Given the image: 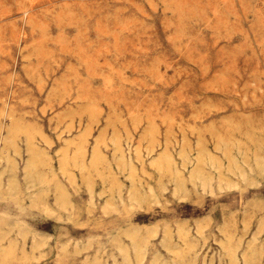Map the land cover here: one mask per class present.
Wrapping results in <instances>:
<instances>
[{"label":"rangeland","instance_id":"rangeland-1","mask_svg":"<svg viewBox=\"0 0 264 264\" xmlns=\"http://www.w3.org/2000/svg\"><path fill=\"white\" fill-rule=\"evenodd\" d=\"M262 158L264 0H0V264H264Z\"/></svg>","mask_w":264,"mask_h":264},{"label":"bare ground","instance_id":"bare-ground-1","mask_svg":"<svg viewBox=\"0 0 264 264\" xmlns=\"http://www.w3.org/2000/svg\"><path fill=\"white\" fill-rule=\"evenodd\" d=\"M259 158H261V157H259ZM263 159V158H262ZM68 160V159H67ZM257 159H255V161H256ZM259 160V159H258ZM264 160V159H263ZM7 161V160H6ZM202 160H200L199 159V161H197V163H194L191 159H189V158H187L186 156H184V160L182 161V168L183 169H186V167L188 166V165H191L192 166V168H191V170H189L188 171V176L185 178V176H183L182 175V171H180V170H178V168H176L175 167V170H174V179H173V181H174V183H175V188H174V191H173V195L174 196H179V198H184L185 197V195H184V191L185 190H183V184H184V181H190V183H193V184H198L199 185V188L202 190V191H204V192H212V185H211V179L210 178H204L203 177V175H202V171H201V169L199 168V163L201 162ZM260 161V160H259ZM259 161H257L258 163H259ZM262 161V160H261ZM260 161V162H261ZM255 163L256 165L253 167V166H251V165H247L246 163V165L243 163V162H238L237 160H235V161H232V163H231V165H230V167L228 168V173H230L231 175H233V176H235L236 178H237V180H238V182L237 181H235V182H233V181H223V180H219L218 181V183H217V187L219 188V189H232V188H236V187H238L239 186V183H248V182H250V185H255V184H257V181H256V177H261L262 179H263V181H264V169H263V167H262V164L261 165H259L258 163ZM217 163H219V162H217ZM215 161H213L212 160V162H211V165L210 166H213L214 168H218V165L219 164H217ZM264 163V162H263ZM14 164V163H13ZM28 164V166H29V168H33V162L32 161H30V163H27ZM254 164V163H253ZM264 165V164H263ZM13 166V165H12ZM27 167V166H26ZM215 169V170H216ZM8 170H9V168H8ZM10 171H11V169H10ZM9 172V171H8ZM32 172V171H31ZM14 173V172H13ZM36 173H37V171H36ZM13 175V174H12ZM30 175V174H29ZM31 176V175H30ZM30 176L28 177V178H30ZM11 177V176H10ZM25 177H26V175H25ZM43 177V176H42ZM13 178H15L14 176H13ZM12 178V179H13ZM10 181H11V179H9ZM32 179H30V180H28V181H31ZM38 181H40L38 184H41V183H43L44 181L43 180H40V179H37ZM27 181V182H28ZM10 183H12V185H13V182H10ZM15 183V182H14ZM17 183V182H16ZM31 183V182H30ZM33 183V182H32ZM28 184V183H27ZM11 185V184H10ZM15 185V184H14ZM31 186V185H30ZM43 186V185H42ZM194 186H196V185H194ZM11 187V186H10ZM29 187V186H28ZM38 187H39V185H38ZM12 188H13V186H12ZM42 188V187H41ZM6 189H7V186H6ZM29 189V188H28ZM34 189V188H33ZM18 190V189H17ZM31 190V189H30ZM8 191V190H7ZM34 191V190H33ZM152 191V190H151ZM32 192V191H31ZM30 192V193H31ZM37 192V191H36ZM153 192V191H152ZM35 193V192H34ZM33 193V195H35ZM151 193V192H150ZM15 193H13V195H14ZM38 195H39V193H37ZM186 194V193H185ZM6 195V194H5ZM32 195V196H33ZM28 196H29V193H28ZM3 197V196H2ZM152 198H154V196L152 195L151 196ZM36 198H38V197H36ZM156 199V198H155ZM155 199H153V200H155ZM33 201V200H32ZM36 201V200H35ZM129 201H130V203H134V202H140V197H138V195L136 194V192H132V194H130V196H129ZM156 201V200H155ZM38 205V204H37ZM9 219V218H8ZM7 219H5V221H6ZM13 220V219H12ZM5 221L3 222V223H5ZM10 221V220H9ZM15 221V220H14ZM16 223V222H15ZM14 223V224H15ZM2 224V223H1ZM3 225V224H2ZM21 225H23L22 223H21ZM20 225V226H21ZM14 226V225H13ZM17 226V225H16ZM19 226V227H20ZM19 227L17 228L18 230H19ZM29 227V226H28ZM12 228H14V227H12L11 226V229ZM23 228V227H22ZM27 229V228H26ZM29 230H30V228H28ZM27 229V230H28ZM201 229H200V227H198L197 228V232L199 233V231H200ZM32 231V230H31ZM19 232H21V230L19 231ZM24 232V231H23ZM26 233V232H25ZM28 233V232H27ZM33 233V232H32ZM3 235V234H2ZM1 235V236H2ZM25 235V237H27L26 236V234H24ZM24 235H23V237H24ZM37 235H38V233H37ZM202 235H203V233H202ZM1 236H0V238H1ZM39 236V235H38ZM3 237V236H2ZM9 237V236H8ZM21 237V236H20ZM40 237V236H39ZM31 238V237H30ZM41 238H42V235H41ZM47 238V237H46ZM2 239V238H1ZM3 239H5V238H3ZM36 239V238H35ZM163 242H167V239H166V233L164 232L163 233ZM255 240H256V234L254 233L253 235H252V237H251V240H250V242H249V246H248V248L245 250V252H244V255H242V256H239V254L237 253V250H233V251H231V252H227L226 251V255L228 256V259H229V261L231 262V264H239V261H241V263L242 264H249V254H248V252H249V249H250V247H251V245H253V243L255 242ZM3 241V240H2ZM162 242V243H163ZM38 243V242H37ZM43 243H44V241H43ZM133 243V242H132ZM134 244V243H133ZM142 244V243H141ZM146 245V244H145ZM35 247V246H34ZM37 247V246H36ZM42 247V246H41ZM39 248V247H38ZM137 248H139V247H137ZM135 250H136V247H135ZM22 251V250H21ZM38 251V250H37ZM134 251V250H133ZM137 251V250H136ZM118 252H121V251H118ZM139 253L140 254H142V253H144V250L141 248L140 249V251H139ZM121 254H122V252H121ZM144 255V254H143ZM135 256V255H134ZM219 256V259H220V255H218ZM223 257V256H222ZM218 258V257H217ZM135 259V258H134ZM218 259V260H219ZM219 261H221V259L219 260ZM165 262V261H164ZM163 262V263H164ZM210 262H212V261H210ZM126 263V262H125ZM162 263V264H163ZM165 264V263H164Z\"/></svg>","mask_w":264,"mask_h":264}]
</instances>
